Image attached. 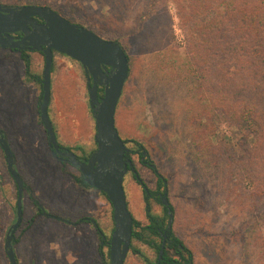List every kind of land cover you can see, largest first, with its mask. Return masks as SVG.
<instances>
[{
    "label": "rangeland",
    "instance_id": "1",
    "mask_svg": "<svg viewBox=\"0 0 264 264\" xmlns=\"http://www.w3.org/2000/svg\"><path fill=\"white\" fill-rule=\"evenodd\" d=\"M2 1L8 5L36 4L27 3L30 0ZM31 1L54 6L59 13L86 24L104 38H118L129 50L133 70L117 107L116 126L124 139L141 141L168 178L175 229L194 251L197 264H264V228L257 222L256 200L251 199L252 181L234 169L231 181L227 180L221 171L222 159L208 155V139L197 133L190 118L191 83L184 76L183 81L171 76L181 61L174 64V71L168 68L174 49L184 54L186 46L176 3ZM31 56L33 72L42 74L44 55L32 51ZM55 65L49 113L57 137L65 146L76 143L89 151L95 146L96 126L86 75L80 63L62 53L55 54ZM41 93L40 85L26 75L19 53L0 48V128L6 132L16 155V167L29 187L24 191L23 221L16 231L19 264H105L95 224L67 223L62 219L77 222L85 216L94 218L111 236L112 204L96 188L79 186L70 175L77 170L53 156L40 119ZM205 121L204 118L202 123ZM216 123L212 137L215 148H211L215 150L220 140L228 139L237 161L242 153L238 144L242 131L224 120ZM199 128L201 132L205 130L203 125ZM252 140L249 138L250 144ZM81 149L74 150L83 154ZM133 158L145 181L154 187V173L141 164L138 154ZM125 185L131 211L147 223L143 191L132 174L126 177ZM16 193L0 146V264H11L5 240L15 219ZM36 201L60 219L42 214L26 230L38 211ZM153 208L163 213L155 202ZM103 250L107 252L108 247ZM143 250L150 251L146 246ZM124 264L146 263L130 250Z\"/></svg>",
    "mask_w": 264,
    "mask_h": 264
},
{
    "label": "trees",
    "instance_id": "2",
    "mask_svg": "<svg viewBox=\"0 0 264 264\" xmlns=\"http://www.w3.org/2000/svg\"><path fill=\"white\" fill-rule=\"evenodd\" d=\"M0 1L7 4L5 1ZM128 1L131 2V0ZM173 1L176 3L180 24L186 35V46L184 54L178 48L174 49L175 54L171 55L168 68H172L174 71L177 67L174 64L177 61H181L182 65L178 66L180 68L178 70L176 68L171 76L180 77L178 79L180 81H183L184 78L190 81L193 99L190 108L192 110L190 112L191 121L196 126L197 133L208 139L210 145L208 155L211 158L222 159L221 171H223L226 179L231 181V174L233 173L231 171L234 169L236 174L248 175L252 181L251 199L256 200L257 222L264 228V0ZM27 3L48 5L43 1L30 0ZM49 6L60 12L54 6ZM107 39L120 41L118 38ZM0 48L2 47L0 46ZM124 49L128 55L132 72L131 55L129 50L125 47ZM11 51L15 52L14 50ZM31 52L18 50L19 57L25 65L26 75L33 82L38 83L42 89L43 73L36 74L33 72ZM39 52L44 55L43 52ZM55 66L54 57L52 77ZM99 90L100 96H103L104 88L101 87ZM204 118L206 121L202 123ZM221 120L230 126L236 125L242 131L238 139L242 153L237 161L234 159V152L231 148L233 144L230 140L223 138L218 142L220 146H217L215 150L211 148H215L212 137L217 125L216 122ZM202 125L205 127L203 132L199 128ZM251 137L253 140L250 144L249 138ZM125 141L134 142V147L139 150H147L144 144L137 139H126ZM66 147L70 150L83 148L77 145ZM96 147L95 143L91 150L85 152L87 153L85 157L90 156ZM140 154L145 156L142 151ZM147 154L148 157H145V160L148 162L146 164L157 176L158 189L149 188L141 176L136 179L144 188L149 222L143 224V221L133 215L131 249L146 264H156L164 239L163 234L166 232L168 239L160 264H195V253L183 237L177 233L174 222L172 229H168L170 215L167 208H165L163 215L153 211L152 201L157 196V191L161 187H166L167 178L160 172L154 160L150 158L149 152ZM61 163L73 166L65 160ZM73 167L77 170L70 173L74 181L83 188H90L91 186L86 182L81 171L77 167ZM11 178L13 179L12 176ZM13 181L15 182L14 179ZM102 193L109 199L106 193ZM16 194L18 196V188ZM246 195L248 196L247 193H243L244 197H247ZM35 205L38 211L29 220L26 230L33 226V222L39 215H42V207L44 206L39 201H36ZM171 207L175 220V208L173 205ZM13 209L15 222L17 204ZM112 221L113 232V207ZM95 226L101 239L103 261L105 264H110L111 236L104 232L98 221H96ZM18 241L19 239L16 237L13 241L14 247ZM135 242L152 248L155 257H149L140 247L135 245ZM104 247H108L107 252H104Z\"/></svg>",
    "mask_w": 264,
    "mask_h": 264
},
{
    "label": "water",
    "instance_id": "3",
    "mask_svg": "<svg viewBox=\"0 0 264 264\" xmlns=\"http://www.w3.org/2000/svg\"><path fill=\"white\" fill-rule=\"evenodd\" d=\"M17 31L23 33L19 39L12 35ZM0 46L43 52L45 65L40 119L45 127L52 154L59 159L66 158L81 171L91 187L106 193L113 207L114 219V230L110 239V262L124 264L132 243L133 214L124 188V178L128 171L126 154L130 148L116 126L117 107L131 72L129 58L122 43L104 38L92 29L70 21L49 5L11 6L0 1ZM55 52L75 59L90 75L89 102L95 118L97 147L87 160L79 158L73 150L64 151L61 148L49 113ZM102 86L104 95L100 96L99 89ZM0 146L5 154L7 169L18 188L16 220L7 231L5 249L11 264H19L13 241L23 221V199L27 186L16 167V155L2 128ZM163 203L169 206L166 196ZM42 208L43 215L60 219ZM169 214L168 229H172L174 216L171 210ZM62 220L73 223L70 219ZM92 222L96 224L94 218ZM167 236L166 234L163 240L156 264H160L163 257Z\"/></svg>",
    "mask_w": 264,
    "mask_h": 264
},
{
    "label": "flooded vegetation",
    "instance_id": "4",
    "mask_svg": "<svg viewBox=\"0 0 264 264\" xmlns=\"http://www.w3.org/2000/svg\"><path fill=\"white\" fill-rule=\"evenodd\" d=\"M11 6H16V5H11ZM64 17H66V18H68L70 21H72V22H74V23H77V24H80V25H83V26H85V27H87V28H89V29H92V28H90L89 26H87L86 24H83V23H81V22H77V21H75V20H73L70 16H68V15H64V14H62ZM39 21H42L41 19H39ZM12 35L16 38V39H19V38H21L22 37V35H23V33L21 32V31H17V32H14V33H12ZM5 49H11V50H14L15 52H18V50L17 49H15V48H5ZM26 51H28V50H26ZM59 53V52H58ZM65 55V54H64ZM78 62V61H77ZM79 63V62H78ZM81 64V63H80ZM81 66H82V64H81ZM82 68H83V70H84V73H85V75H86V82H87V89H88V84H89V80H88V78H89V74L85 71V69H84V67L82 66ZM91 82H92V80H91ZM101 88V87H100ZM102 88H104L103 86H102ZM89 91V90H88ZM3 129V128H2ZM4 130V129H3ZM5 131V130H4ZM6 133V132H5ZM57 133V132H56ZM123 138V137H122ZM124 140H126V139H124ZM58 141H59V143H60V145H61V148L64 150V151H66V150H70V149H68L64 144H62L61 142H60V140H59V138H58ZM94 141H95V139H94ZM126 142V141H125ZM130 143L132 144V145H130ZM126 144L128 145V147L130 148V151L126 154V160H127V162H128V171L126 172V174H125V178H124V188H125V192H126V195H127V201H128V205H129V208H130V210H132V207H131V205H130V202H129V200H128V194H127V190H126V185H125V183H126V177L128 176V174L130 173V174H132L133 175V177H134V181L141 187V189H142V191H143V202H144V209H145V212H146V202H145V192H144V188L138 183V181L136 180V179H138V177L139 176H141L143 179H144V177L141 175V172H140V170H139V168H137V166H136V163H135V161H134V158H133V155H135V154H138L139 155V159H140V162H141V164H143V166H145V167H147V168H149L150 170H151V168L146 164V162H148V161H146L145 160V157L147 158L148 156V150H139L138 148H135L134 147V145H135V143L134 142H126ZM81 149V148H80ZM85 148H82L81 150H84ZM52 150V149H51ZM73 151H75V150H73ZM143 152L144 154H145V156H141V154H140V152ZM76 152V151H75ZM85 152H87V151H85L84 150V153L83 154H79L78 152H76L77 153V155H78V157L79 158H81V159H84V160H87L88 158H89V156H87V157H85V154H87V153H85ZM128 154H129V156H128ZM150 156V155H149ZM56 158V157H55ZM150 158L151 159H153L151 156H150ZM57 159H59V158H57ZM59 160H61V161H67L66 160V158H62V159H59ZM154 160V159H153ZM145 161V162H144ZM155 162V161H154ZM155 165L159 168V166L157 165V163L155 162ZM159 170H160V168H159ZM152 171V170H151ZM153 172V171H152ZM160 172L162 173V171L160 170ZM154 173V172H153ZM164 176H165V174L164 173H162ZM135 175V176H134ZM154 175L156 176V174L154 173ZM136 177V178H135ZM166 177V176H165ZM167 178V177H166ZM144 181H145V179H144ZM146 182V181H145ZM166 187H161L158 191H157V196H155V198L153 199V204H154V202L155 203H157V204H159L161 207H162V212L163 213H160V212H158V211H156V210H154V208H153V211H154V213H156V214H159V215H163L164 214V212H165V208H167V212L169 213V210H171V212H172V207H171V205H173V202L171 201V199H170V196H169V182H168V178H167V180H166ZM146 184L148 185V187L149 188H151L152 190H157L158 189V184H157V176H156V179H155V186L154 187H151L147 182H146ZM27 186V188H26V190L27 189H29V187H28V185H26ZM92 188H94V187H92ZM98 190V189H97ZM100 191V190H99ZM164 196H166V198L168 199V201H169V206H166L164 203H163V198H164ZM174 206V205H173ZM175 208V207H174ZM132 212V211H131ZM173 213V212H172ZM132 214H133V212H132ZM134 215V214H133ZM170 215V214H169ZM146 216H147V212H146ZM173 216H174V213H173ZM170 218V217H169ZM147 219H148V217H147ZM86 221H91L92 222V218L91 217H87V216H85V217H81L77 222H74L75 224H79V223H83V222H86ZM142 221V220H141ZM148 222H149V220H148ZM147 222V223H148ZM173 222H174V219H173ZM147 223H144L143 222V224H147ZM168 223H169V221H168ZM95 224V223H94ZM96 227V226H95ZM173 227V226H172ZM167 233L165 232L163 235H164V239H165V235H166ZM163 239V240H164ZM167 239H168V236H167ZM167 239H166V243H167ZM162 243H163V241H162ZM132 244V243H131ZM148 247V246H147ZM162 247V246H161ZM141 248V247H140ZM149 249H150V247H148ZM142 249V248H141ZM130 250H132L131 248H130ZM143 250V249H142ZM144 251V250H143ZM152 251H153V249H152ZM144 252H147V251H144ZM160 253V252H159ZM101 254H102V251H101ZM149 257H155V253H154V251L152 252V254L151 253H146ZM158 257H159V255H158Z\"/></svg>",
    "mask_w": 264,
    "mask_h": 264
},
{
    "label": "crops",
    "instance_id": "5",
    "mask_svg": "<svg viewBox=\"0 0 264 264\" xmlns=\"http://www.w3.org/2000/svg\"><path fill=\"white\" fill-rule=\"evenodd\" d=\"M52 118V117H51ZM53 121V120H52ZM59 138V137H58ZM70 140V139H69ZM74 141H76V140H74ZM71 146H74V145H77L76 143H74V144H70ZM83 148H85V146L83 145L82 146ZM64 221V220H63ZM64 222H66V221H64ZM67 223H69V222H67ZM74 223V222H73ZM141 246H143L142 247V249H144V246H146V245H143V244H141ZM141 246H138V247H141ZM147 247V246H146ZM147 251V250H146ZM148 252V251H147ZM152 248H150V251L148 252V253H151L152 254ZM75 253V252H74ZM17 254V253H16ZM18 257V256H17ZM19 259V258H18ZM195 264H197V260H196V256H195Z\"/></svg>",
    "mask_w": 264,
    "mask_h": 264
}]
</instances>
